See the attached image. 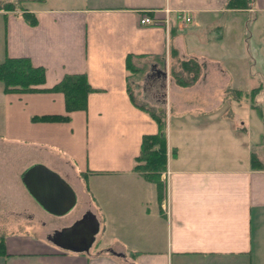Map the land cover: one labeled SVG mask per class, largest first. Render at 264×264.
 Segmentation results:
<instances>
[{
	"label": "crops",
	"instance_id": "1",
	"mask_svg": "<svg viewBox=\"0 0 264 264\" xmlns=\"http://www.w3.org/2000/svg\"><path fill=\"white\" fill-rule=\"evenodd\" d=\"M227 1L43 0L25 6L35 25L0 10V62L42 67V88L81 74L93 89L84 110L67 113L60 92L10 93L0 82V216L26 217L17 240L13 224H0L11 234L0 264H264V164L250 163L264 122L256 141L231 127L238 108L254 109L248 94L260 90L259 106L264 94V0L238 9ZM179 12L190 22H177ZM145 15L168 16L169 29L141 25ZM194 69L191 85L175 82ZM148 100L165 113L168 215L154 184L133 170L142 137L158 131L142 109ZM46 115L69 118L33 119ZM33 164L72 188L67 214L45 212L28 194L20 176ZM87 212L99 225L87 252L49 239ZM39 213L48 216L35 228L28 221ZM18 238L30 246L15 249Z\"/></svg>",
	"mask_w": 264,
	"mask_h": 264
},
{
	"label": "trees",
	"instance_id": "2",
	"mask_svg": "<svg viewBox=\"0 0 264 264\" xmlns=\"http://www.w3.org/2000/svg\"><path fill=\"white\" fill-rule=\"evenodd\" d=\"M17 0H0V10L20 11L28 20L30 25H35L34 18L27 12L26 7L20 9L16 7ZM26 5L29 2H42L43 0H19ZM26 3V4H25ZM249 4V0H228L226 7L232 9L244 8ZM183 68L191 63H183ZM129 68V64H126ZM185 70V69H184ZM45 71L42 67L34 66L27 58L24 57H5L0 62V82L3 90L10 93L18 92H41L52 91L60 92L64 96L66 112L84 110L86 107L87 95L93 91L88 85L86 78L81 74L68 75L60 80L51 88H42L45 82ZM189 78L183 77L180 73L173 74L175 82L180 86L191 85L197 77V69L188 72ZM259 89H255L248 94L251 99V107L260 111V106L255 101ZM143 107V106H142ZM147 111L158 125V131L152 135H144L141 140L140 153L135 158L133 170L138 172L146 181L154 184L157 191L158 199L164 196V186L160 180V174L165 170L168 158L167 141L165 133L164 111L156 114ZM260 114L262 112H259ZM68 116L46 115L35 117L33 119L45 121H64ZM250 163L253 167H262V162L255 155H251Z\"/></svg>",
	"mask_w": 264,
	"mask_h": 264
},
{
	"label": "water",
	"instance_id": "3",
	"mask_svg": "<svg viewBox=\"0 0 264 264\" xmlns=\"http://www.w3.org/2000/svg\"><path fill=\"white\" fill-rule=\"evenodd\" d=\"M20 180L38 206L53 216L67 214L76 203L72 188L57 173L41 164H33L24 170ZM98 228L95 216L87 212L81 220L71 227L55 231L49 239L65 249L87 252Z\"/></svg>",
	"mask_w": 264,
	"mask_h": 264
},
{
	"label": "rangeland",
	"instance_id": "4",
	"mask_svg": "<svg viewBox=\"0 0 264 264\" xmlns=\"http://www.w3.org/2000/svg\"><path fill=\"white\" fill-rule=\"evenodd\" d=\"M22 5V7H24V6H26V5H24V3L23 2H20L19 0H17L16 1V7H17V9L19 8H21V7H19V5ZM26 4V3H25ZM244 51V50H243ZM240 55H242L243 57H244V55L243 54H240ZM252 64H253V62H252ZM253 66H254V64H253ZM262 66H263V69H264V63L262 64ZM259 67V65L258 66H256V68H258ZM261 67V66H260ZM254 69H255V66H254ZM183 77H185V78H189V74H188V76L186 77V76H183ZM259 81H261V79H259ZM264 87V86H263ZM264 90V89H263ZM134 91H133V89L131 90V93H133ZM139 101H142L140 98H139ZM256 101H257V103H259L260 104V106H261V110H262V115L258 112V111H256V110H254V109H251V108H248V107H242V108H238V110L235 112V123L233 124V125H231V127H232V130H233V132L235 131V130H237V129H239L240 128V130L237 132V138H242V135L243 136H246V134H247V136L249 135V136H251V135H253V138H252V140L254 139L255 141H256V132H255V128L254 127H256V123L259 121V122H264V94L262 93V94H260L259 96H258V99H256ZM151 105H153V104H151V102L148 100L147 102H144L143 104H142V106L143 107H145L147 110H150L151 112H154V113H156V114H158V113H160V112H162V110H161V108H159L158 106H156V107H154V106H151ZM261 119V120H260ZM238 122H240V123H244V125H242L241 127H240V125H239V123ZM251 139V138H250ZM264 139V136H262V138H261V136H260V138H259V141H261V140H263ZM241 141V140H240ZM246 150V149H245ZM244 150H239V152H238V154L237 155H239L238 157H241V155H244V152H243ZM254 152H256V153H254L253 155H255L258 159H260L261 160V158L263 159V160H261V162H263V164H264V141H262L261 142V144L260 145H258L257 147H256V149L254 148V150H253ZM248 153H250V149L248 150ZM259 153V154H258ZM245 156V155H244ZM244 160H245V157H244ZM243 160V162L241 163V165H243L244 163L246 164V161H244ZM13 193H14V196H18V197H20V195H21V191H22V189H21V185H18V184H14L13 185ZM46 216H48L47 214H45V213H39V215L38 216H34V217H30L29 218V223L30 224H33V226L35 227V228H37V226L39 225L40 226V223H39V220H41V219H43V220H45L46 219ZM41 218V219H40ZM51 218H53V217H51ZM22 222H24V223H26V217H19V216H11V217H2V216H0V224H6V225H10V224H13V226H11V227H13V229H12V231H16L17 229H18V231H19V233H11L12 235H13V237H14V239H16L15 237V235H17L18 237H21V233H20V229H21V227H20V224L22 223ZM8 228V227H7ZM7 228H4V227H2V228H0V244H1V242L4 240V237L6 238V239H9L10 238V235L11 234H8V235H6V233H5V231H4V229H7ZM8 230H9V228H8ZM26 236V235H25ZM99 237H100V235H99V233H98V235H97V237H96V241H95V244L99 241ZM18 239H20V238H18ZM17 240V239H16ZM15 240V241H16ZM19 242H21L20 244H22V245H18V246H15V249H17V248H19V249H21V248H23L24 246H25V240H24V242L20 239V240H18ZM95 244L92 246V248H94V246H95ZM27 245V244H26ZM27 246H30V245H27ZM21 247V248H20Z\"/></svg>",
	"mask_w": 264,
	"mask_h": 264
},
{
	"label": "built area",
	"instance_id": "5",
	"mask_svg": "<svg viewBox=\"0 0 264 264\" xmlns=\"http://www.w3.org/2000/svg\"><path fill=\"white\" fill-rule=\"evenodd\" d=\"M178 18L183 19L185 21H188L189 20L188 18L182 17V16H178ZM140 22L143 23V24H155V25H160L161 24L160 22H158L156 20H152L150 18H142L140 20Z\"/></svg>",
	"mask_w": 264,
	"mask_h": 264
}]
</instances>
